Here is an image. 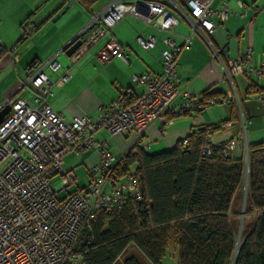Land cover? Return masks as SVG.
Segmentation results:
<instances>
[{
  "label": "built area",
  "instance_id": "obj_1",
  "mask_svg": "<svg viewBox=\"0 0 264 264\" xmlns=\"http://www.w3.org/2000/svg\"><path fill=\"white\" fill-rule=\"evenodd\" d=\"M208 2L187 0L181 5L178 0H109L79 32L81 34L91 25H96L68 57L71 62H76L105 37L104 47L97 54L99 62L105 64L114 56L124 59L123 45L110 31L127 14L136 16L157 32L168 33H174L173 28L182 18L201 37L222 67L229 87L224 96L204 100L202 95H194L179 87L176 64L181 47L169 37L162 40L167 48L159 53L161 71L130 78L134 83H143L144 92L134 95L130 88L118 87L115 99L101 105L93 117L75 115L65 119L49 103L53 95L52 84L43 69L47 67L56 72L62 68L58 78L66 81L71 75L68 66L62 67L51 57L35 67L24 68L23 85L29 86L32 96L11 102L9 112L0 122V165L7 162L0 170V264H83L77 250V237L82 230L90 228L96 212L112 215L127 199L140 200L137 175L124 169L129 148L139 146L151 123L156 120L166 122L165 112L176 99H179L177 114L197 111L207 105L235 104L239 132L226 141L222 153L240 157L248 175L245 121L233 76L242 74L246 79L262 80L264 62L254 65L250 46L241 57L223 58L211 38L215 26L224 23L232 12L225 4L214 9ZM67 3L71 5L72 0H67ZM239 5L247 8L242 3ZM250 8L253 12L258 10L254 6ZM21 28L24 36H28L34 31L35 23L25 22ZM135 41L141 49L149 51L156 45L157 34L139 33ZM14 47L16 45L7 50L0 41V52L13 53ZM255 98L264 105V91L257 93ZM101 131L109 136L132 135V142L115 157L109 152L108 137H94ZM187 142V137L180 139V149ZM87 149L97 155L96 162L88 171L91 180L83 188L57 199V193L66 191L76 180L72 168L62 166L63 156L69 152L79 154ZM201 153L210 156L211 148L204 145ZM54 177H58L55 182L52 181Z\"/></svg>",
  "mask_w": 264,
  "mask_h": 264
},
{
  "label": "crops",
  "instance_id": "obj_2",
  "mask_svg": "<svg viewBox=\"0 0 264 264\" xmlns=\"http://www.w3.org/2000/svg\"><path fill=\"white\" fill-rule=\"evenodd\" d=\"M184 5L187 0H178ZM211 8L217 9L225 4L232 12L227 20L218 24L212 33V41L221 51L223 58L241 57L246 48L252 49L251 57L254 65L264 62V7L263 0H207ZM242 3L247 8L240 6ZM106 0H95L89 5L79 0H0V41L8 50L16 45L13 53L6 50L0 52V109L17 98L31 97L29 86H24V68L29 64L44 63L54 57L62 67L68 66L70 77L66 81L59 80L62 68L51 72L47 67L43 71L51 81V107L62 114L65 119L75 115L95 116L101 105L111 102L117 96V88H130L134 95L144 92L143 83H134L133 75L142 76L156 74L161 71L160 51L167 48L164 37L171 38L181 49L177 55V77L180 88L188 89L194 95L203 93L225 94L228 82L224 78L222 67L217 62L209 47L201 37L193 32L189 24L180 18L174 33L155 31L141 19L132 14L125 15L111 28V35L123 45L122 54L112 57L105 64L97 58L104 47L106 38L100 39L76 62H71L64 52L65 45L79 35L89 23L92 15L98 13ZM250 6L257 7L256 12ZM63 11V12H62ZM243 13V15H241ZM59 14L55 20L53 18ZM35 23L34 31L26 39L20 40L21 25L26 21ZM89 30L83 32L84 38ZM153 32L157 34L154 48L149 51L141 49L136 43L137 34ZM20 40V41H19ZM16 55V59L13 56ZM249 79L242 74H235L238 99H240L242 115L245 121L247 142L264 143V105L257 99L256 92L248 88ZM257 88H264V79L255 81ZM179 99L174 100L165 112V120H156L144 131L139 146L147 153L175 147L177 142L191 133L205 127L215 129L210 133L209 141L221 144L239 132L231 104H214L203 106L197 111L175 113ZM108 136L106 132L96 133L99 139ZM108 149L113 156H118L127 145L126 135L108 136ZM78 162L75 165H63L67 168L83 165L91 180L89 167L97 160L91 149L75 154ZM86 183V184H87ZM78 189V188H77Z\"/></svg>",
  "mask_w": 264,
  "mask_h": 264
},
{
  "label": "trees",
  "instance_id": "obj_3",
  "mask_svg": "<svg viewBox=\"0 0 264 264\" xmlns=\"http://www.w3.org/2000/svg\"><path fill=\"white\" fill-rule=\"evenodd\" d=\"M79 1L89 5L95 0ZM20 35V40L30 36ZM255 81L248 80L250 91H264ZM219 95L202 94L204 100ZM229 104L237 123V108ZM214 129L205 126L186 136L181 149L179 141L156 153L138 145L129 148L124 169L137 175L141 198L127 199L112 215L96 212L90 228L77 237L83 264H161L170 237L177 242L179 264H264V143H248L244 212L255 211L256 217L238 241L229 214L242 186L243 162L223 155L226 142L209 141ZM204 145L211 148L210 156L201 153ZM129 245L136 251L127 252Z\"/></svg>",
  "mask_w": 264,
  "mask_h": 264
},
{
  "label": "rangeland",
  "instance_id": "obj_4",
  "mask_svg": "<svg viewBox=\"0 0 264 264\" xmlns=\"http://www.w3.org/2000/svg\"><path fill=\"white\" fill-rule=\"evenodd\" d=\"M109 0H106V3H108ZM108 135V134H107ZM121 135V134H120ZM109 136V135H108ZM106 136V137H108ZM132 135H126L127 139V145L125 148L132 142ZM122 151V150H121ZM120 152V151H119ZM157 152V151H156ZM155 152V153H156ZM159 152V151H158ZM121 153V152H120ZM119 156V155H118ZM63 160L65 161V165L70 164L75 165L79 160L77 155L68 153ZM7 162H4L3 164L0 165V170L6 165ZM79 163V162H78ZM248 168H249V163H248ZM249 170V169H248ZM244 171V170H243ZM73 172L75 174V183L70 185L66 191H61L57 193L56 198L61 199L63 198L67 193L72 192L73 190L77 188H83V186L86 185L88 181V177L86 174V169L83 165H76V167L73 168ZM58 177L52 178V181H56ZM247 180H248V175L247 172L244 171L243 175V180H242V186L240 187L238 193L236 194L237 197L235 198L234 204H233V212H231L230 219L232 221L233 225V231H235L236 239L240 241L242 240V237L247 233L248 230H250L254 224V220L256 217V212H244V209L246 208V203H245V194H246V186H247ZM136 251L135 248H133L132 245H129L127 247V252H132ZM178 246L177 242L174 239V237H170L169 240H167V244L165 247V251L163 256L161 257V264H179L178 260Z\"/></svg>",
  "mask_w": 264,
  "mask_h": 264
},
{
  "label": "water",
  "instance_id": "obj_5",
  "mask_svg": "<svg viewBox=\"0 0 264 264\" xmlns=\"http://www.w3.org/2000/svg\"><path fill=\"white\" fill-rule=\"evenodd\" d=\"M58 16L59 14H56L53 20H55V18H57ZM80 43H81V39L77 36L74 39H72L69 44L65 45L64 52L67 55V57L70 56L77 49ZM10 107H11L10 103H7L5 107L0 109V122L2 121L3 117L7 114V112H9Z\"/></svg>",
  "mask_w": 264,
  "mask_h": 264
}]
</instances>
